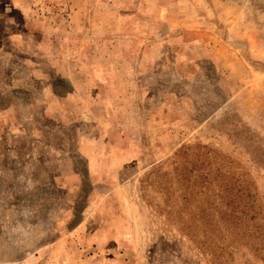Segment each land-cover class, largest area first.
Instances as JSON below:
<instances>
[{
	"label": "rangeland",
	"instance_id": "rangeland-1",
	"mask_svg": "<svg viewBox=\"0 0 264 264\" xmlns=\"http://www.w3.org/2000/svg\"><path fill=\"white\" fill-rule=\"evenodd\" d=\"M26 2L0 0V264H264V0Z\"/></svg>",
	"mask_w": 264,
	"mask_h": 264
},
{
	"label": "crops",
	"instance_id": "crops-1",
	"mask_svg": "<svg viewBox=\"0 0 264 264\" xmlns=\"http://www.w3.org/2000/svg\"><path fill=\"white\" fill-rule=\"evenodd\" d=\"M27 0H25V15L29 14L30 13V9H29V5H28V2H26ZM21 4H18V6H20ZM22 12H24V8H23V4H22ZM26 20V19H25Z\"/></svg>",
	"mask_w": 264,
	"mask_h": 264
}]
</instances>
